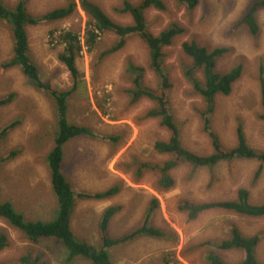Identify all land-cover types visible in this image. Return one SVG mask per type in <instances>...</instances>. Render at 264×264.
Segmentation results:
<instances>
[{
	"label": "rangeland",
	"instance_id": "obj_1",
	"mask_svg": "<svg viewBox=\"0 0 264 264\" xmlns=\"http://www.w3.org/2000/svg\"><path fill=\"white\" fill-rule=\"evenodd\" d=\"M1 1L10 8L17 0ZM68 1L27 0L26 10L32 15H41ZM71 1L78 3V0ZM91 1L114 22L132 23L129 14L116 11L124 0ZM127 1L135 4L138 0ZM162 1L165 10L150 8L144 14L147 28L154 35L171 23L184 29L163 48V68L173 84L170 101L182 146L202 156L213 151L201 118L202 98L182 71L184 64L191 63L182 51V43L194 40L208 50L227 49L217 61L216 71L224 73L236 64L242 65V73L231 92L215 98L210 131L218 136L224 147L232 148L236 146V128L241 123L248 146L264 153V120L259 117L262 107L258 81L261 66L264 77V9L259 8L256 14L260 26L257 37L250 35L244 26L234 28L243 12L258 0H198L193 8L179 0ZM88 20V15L77 6L65 19L27 26L30 54L39 67L42 82L58 89H71L73 79L58 59L62 46L55 44L50 34L53 29L56 30L54 34L67 29L81 37ZM116 39L113 33L105 32L90 52L81 40L75 60L78 86L64 103L70 120L89 127L95 136H78L66 141L61 169L76 192L103 191L115 184L120 185V189L114 196L101 200L78 199L70 218L72 231L98 247L97 222L105 208L120 206L109 223L110 236L118 237L132 229L150 208L151 200L156 199L158 205L152 211L151 219L164 231L165 237L142 236L111 247L114 264H208L209 250L216 249L227 237L222 231L225 222L236 225L246 236L259 235L256 257L264 264V216L250 217L212 209L189 220L186 213L178 209L181 200L191 203L234 200L239 188L248 190L250 203H264V162L255 158H233L212 166L184 162L170 172L174 187L168 190L159 187L158 170L142 169L140 164L162 163L169 159V155L159 154L154 149V143L167 140L169 132L160 125L159 118L146 116L154 106L153 101L141 98L135 103L130 102L128 91L132 81L126 72L127 63L146 68L145 85L156 88L158 81L148 66L147 45L138 35L129 36L121 49L101 57L100 54ZM11 45L9 30L0 23V96L15 93L11 104L0 107V130L19 120L7 138L0 142V158L16 147L21 149L13 159L0 163L1 198L9 200L26 220L51 221L57 215V203L42 159L53 144L56 108L46 91L25 77L18 67L2 69L1 63L11 56ZM197 76L202 79L201 72ZM108 135L116 140L103 139ZM257 170H260L258 177L255 176ZM0 231L8 237V245L0 251V264H11L26 251L38 256L44 264H93L80 256L70 259L64 244L54 237L31 243L1 218ZM214 253L230 264L243 258L242 250H217Z\"/></svg>",
	"mask_w": 264,
	"mask_h": 264
},
{
	"label": "trees",
	"instance_id": "obj_2",
	"mask_svg": "<svg viewBox=\"0 0 264 264\" xmlns=\"http://www.w3.org/2000/svg\"><path fill=\"white\" fill-rule=\"evenodd\" d=\"M187 3L189 8H193L198 0H179ZM27 0H17L13 7L7 8L0 0V23L4 24L10 33L12 45L11 56L1 63L2 69L18 67L22 74L33 83L46 91L56 108V123L53 133V144L47 155L42 159L49 173L51 189L55 195L57 203V215L51 221L26 220L21 212L17 211L9 200H3L0 192V218L9 227L18 230L31 243L37 244L41 238L54 237L62 242L69 251L70 259L80 256L92 261L93 264H114L110 256V248L122 243L133 241L142 236L151 238H164L165 233L152 223V211L157 207L158 201L151 200V206L146 209L144 217L128 232L118 237H112L109 233V223L112 217L120 210L119 205H111L102 211L97 222L98 247L91 245L78 237L70 227V218L73 206L78 199L101 200L109 198L118 193L120 185L115 184L98 192H76L64 177L61 169L63 157V145L66 141L78 137H94L93 131L86 126L70 120L64 101L75 91L78 86V69L76 68V56L81 49V40L87 45L90 52L94 49L101 34L111 32L117 36L115 43L106 51L100 54L101 57L121 49L126 39L131 35H138L148 48V66L154 72L158 84L156 88L149 87L143 83L146 68L127 63L126 72L130 75L132 88L128 91L130 102L135 103L141 98H147L154 102V106L146 113L147 117L159 118L160 125L169 132L167 140H158L154 143V149L159 154L169 155V159L162 163L150 164L143 162L140 168H152L159 172L157 184L162 189L173 187L174 179L170 175L172 169L179 164L188 162L196 166H212L219 161H227L233 158H255L264 162V153L257 152L250 148L246 142L243 126L238 123L236 128V146L226 148L223 146L218 136L210 131V115L215 109V98L217 95H228L232 85L239 79L242 73V65L236 64L228 71L220 73L215 67L217 61L227 51L224 47H216L208 50L207 47L197 44L194 40L184 41L182 51L191 59V63L183 65V75L193 89L201 96L204 108L201 113L204 129L207 130L213 147L211 154L202 156L184 148L180 139V132L177 122L174 119L170 92L173 84L168 72L163 68L164 52L163 48L172 43V40L181 35L184 29L176 23H171L157 35L152 34L147 28L145 11L150 8L165 10L162 0H138L135 4L124 0L122 6L116 9L122 14H129L132 19L131 24H120L110 19L99 5L91 0H69L65 5L54 8L41 15H32L26 10ZM79 6L85 12L89 20L85 27L84 34L80 37L77 32L62 29L57 34L55 29L51 31L55 44L62 46L58 54L59 61L66 67L69 75L73 79L71 89H58L48 82H42L40 70L30 54L27 26L37 25L42 22H50L65 19L72 15ZM259 8L264 9V0L252 3L242 14L234 25L244 26L250 35L257 37L260 31L257 19ZM201 72L202 79L197 76ZM259 104L262 107L260 118L264 120V77L263 67L259 68ZM15 99V93L10 92L0 96V107L11 104ZM19 124V120L8 123L0 130V142L4 141L8 133ZM105 140L115 141L111 135L104 137ZM21 151L20 147L12 149L8 154L0 158V163L13 159ZM260 170L255 176H259ZM163 179V180H162ZM164 179L166 182H164ZM162 180V181H161ZM161 181V182H160ZM72 209V210H71ZM178 209L186 213L189 220H194L199 214L212 209H223L240 215L250 217L264 216V203L252 204L249 202V193L246 188H239L234 200H219L200 203H190L181 200ZM222 231L227 236L216 246V249L209 250L206 255L208 264H230L226 263L214 251L219 250H242L243 258L234 264H263L256 257V247L260 241L259 235L246 236L240 232L238 227L230 222L222 225ZM8 245V237L0 231V251ZM11 264H44L40 262L38 256H33L26 251Z\"/></svg>",
	"mask_w": 264,
	"mask_h": 264
},
{
	"label": "bare ground",
	"instance_id": "obj_3",
	"mask_svg": "<svg viewBox=\"0 0 264 264\" xmlns=\"http://www.w3.org/2000/svg\"><path fill=\"white\" fill-rule=\"evenodd\" d=\"M112 12H113V11H112ZM2 45H3V44H2ZM1 47H2V46H1ZM256 74H257V73H256ZM147 86H149V85H147ZM257 93H258V92H257ZM115 159H116V158H115ZM142 164H143V163H142ZM113 165H114V162H113ZM111 166H112V165H111ZM138 168H139V167H138ZM94 170H95V169H94ZM88 171H89V170H88ZM88 171H87V172H88ZM148 171H149V170H148ZM94 173H95V172H94ZM170 175H171V174H170ZM122 176H123V175H122ZM171 176H172V175H171ZM162 180H163V179H162ZM162 180H161V181H162ZM137 181H138V180H137ZM161 181H160V182H161ZM164 182H166L165 179H164ZM143 186H144V185H143ZM173 187H174V186H173ZM147 189H148V187H147ZM168 189H169V188H168ZM168 189H167V190H168ZM191 192H192V191H191ZM188 194H190V193H188ZM159 201H160V200H159ZM168 202H169V201H168ZM190 203H191V202H190ZM75 206H76V205H75ZM145 207H146V206H145ZM73 208H74V206H73ZM161 208H162V207H161ZM71 210H72V209H71ZM162 214H163V212H162ZM162 217H163V215H162ZM164 219H165V218H164ZM165 220H166V219H165ZM70 221H71V220H70ZM156 221H157V220H156ZM166 221H167V220H166ZM156 226H157V224H156ZM160 227H161V226H160ZM79 233H81V232H79ZM82 235H83V234H82ZM117 245H118V244H117ZM122 247H123V246H122ZM120 248H121V247H120ZM122 250H123V249H122Z\"/></svg>",
	"mask_w": 264,
	"mask_h": 264
}]
</instances>
